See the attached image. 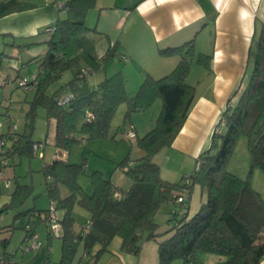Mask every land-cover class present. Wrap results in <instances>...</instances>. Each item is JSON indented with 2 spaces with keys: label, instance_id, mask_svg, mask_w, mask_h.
<instances>
[{
  "label": "trees",
  "instance_id": "16d2710c",
  "mask_svg": "<svg viewBox=\"0 0 264 264\" xmlns=\"http://www.w3.org/2000/svg\"><path fill=\"white\" fill-rule=\"evenodd\" d=\"M95 5L96 0H67L59 8L64 16L53 23L54 30L49 32L23 129L11 141L10 159L15 153H33L32 145L36 142L31 136L37 106L45 109L48 126L54 122L53 141L58 156L91 138L115 139L109 134L120 104L126 107L123 124L127 127L133 114L145 112L156 100L161 101V107L146 133L140 136L135 133L133 140L122 137L142 151L138 159L127 156L120 163L131 178L125 191L94 171L89 175L92 191L86 193L77 182L83 161L70 163L67 158L57 157L44 164L43 173L50 179L49 194L57 208L63 210L61 259L53 264L70 263L79 244L88 254L99 246L95 256L106 251L115 236L121 238L122 251L137 255L143 231H148L149 239L156 238L158 225L154 216L164 202L181 205L183 209L181 214L173 212L175 223L170 234L157 241V264H172L176 259L183 264L192 263L196 252L222 256L225 258L222 264H260L264 259V200L252 187L250 174L253 168L264 169V24L252 36L249 49L252 69L236 103L231 104V98L227 100L209 145L195 158L194 169L177 181H168L161 177L154 156L171 146L194 103L196 88L187 82L191 64L210 69L211 56L197 52L194 39H190L178 46L159 49L162 55H176L178 63L159 78L146 75L132 95L121 72L90 85L87 78L103 68L107 60L115 57L128 60L125 54L114 52L116 43L108 45L103 54H97L98 39L107 35L86 25L88 12ZM25 7L21 0L2 1L0 17ZM67 73L70 79L50 91ZM68 92L73 94L72 99L60 106L58 97ZM237 93L238 90L232 96ZM86 111L91 114L90 121L86 120ZM242 136L247 139L251 157V169L244 178L227 167ZM196 184L201 187L203 199L198 210L189 216V191ZM59 186L65 187L68 194L61 197ZM116 192L121 197H114ZM182 192L187 197L185 204L177 202ZM30 194L31 186L17 183L10 202L0 212L22 205ZM75 206L89 214L90 227L84 235L74 229ZM34 213V209H27L16 216L29 218Z\"/></svg>",
  "mask_w": 264,
  "mask_h": 264
},
{
  "label": "crops",
  "instance_id": "0c3cea01",
  "mask_svg": "<svg viewBox=\"0 0 264 264\" xmlns=\"http://www.w3.org/2000/svg\"><path fill=\"white\" fill-rule=\"evenodd\" d=\"M2 1L5 0H0V2ZM21 1L26 5L24 9L0 17V36H6L3 41L6 40L5 44L11 46L7 48V53L16 58V61H11L9 71L4 72L1 70L2 66L0 67V80L4 76L7 78L22 76L25 73L21 72V68L26 63L36 65L30 74L37 72L39 60L46 51V40L49 38H45V27L62 17L64 12L58 8L57 4L63 5L67 0H54V3H49L47 0ZM90 11L95 12V15L97 14L94 27L107 35V38L98 39L97 54H103L108 45L116 43L114 52L125 54L128 59L124 61L126 64L123 66L119 63L122 60L116 59V57L107 60L108 63L106 61L104 67L101 68L103 73L100 74V77L92 76L101 69L92 74L91 77L94 79L92 83L89 82L91 77L87 78L90 85H97L108 75L121 71L127 79V91L132 95L146 75L159 78L170 72L178 63L179 58L176 55H162L159 49L178 46L190 39H194L197 52L211 56L210 69L196 63L191 64L187 82L196 88L195 100L187 119L171 146L163 148L168 150L166 152H168V159L171 162V167L167 169L175 171L173 167L175 164H179L176 173L181 175L180 171L185 167L187 159H195L209 145L212 131L221 111L226 107L227 100L231 98V104H235L247 81L252 69V61L249 59L252 36L257 33L261 24H264V0H96L95 7ZM110 25L116 31L113 35L108 28ZM120 25L121 30L118 31ZM134 67L141 69L136 76L132 74L133 71L131 72L130 69ZM107 68L109 72H107ZM132 76L137 85L134 88L135 84L133 86L128 85ZM4 86L7 84L0 85V88L3 87L2 90L0 89L2 95L5 92ZM9 89L11 90L12 87ZM51 90H55L54 85ZM236 90L238 93L232 96ZM13 98L14 94L12 93L10 99ZM16 100L22 101L19 97ZM8 105L3 107L5 114L6 111L10 112ZM152 106L146 111H150L151 108L155 110L158 107L160 110L161 101L156 100ZM119 107L126 109L125 104H121ZM17 108L22 109L20 103ZM0 113H2L1 110ZM139 114L141 113L132 115L130 128L140 136L152 128L158 114L154 120L151 118L144 121L134 119L135 115ZM112 127L111 122L110 129ZM126 130L127 126H122L110 135L114 136L115 139L119 138L118 135L122 138V133ZM52 132L54 134V129ZM46 142L47 139L43 143ZM11 145V142L8 143V146L11 147ZM131 145L135 153L132 160L138 159L142 156V151L135 143H131ZM61 153L64 154L65 152ZM33 154L35 153L33 152ZM11 159L13 161L15 157L13 156ZM15 164L16 160L14 161ZM44 164L45 162L43 166ZM14 165H10L8 169H5L6 172L4 171L5 177L10 179V185L0 188V211L5 205H8L12 192L16 184L19 183V175ZM168 173L171 172L168 171ZM168 173L162 174L160 167L161 177L173 181L169 180L172 178H169ZM187 174V172H183L182 177L187 176ZM12 180L13 183H11ZM111 181L124 191L131 185V182L123 185L112 177ZM65 189L59 186L61 197L66 195ZM44 197L46 199L48 197L49 206L51 202L56 204V201L49 194L48 188ZM36 203L38 200H33L32 207L30 204L25 207L24 202L18 207L7 208L0 212V254L10 256L12 258L10 264H53L61 259L62 231L58 235L49 234L45 223L40 219L41 217L31 220V217L16 216L27 209H34L35 213H40L42 216L48 209H40L39 207L42 206H37ZM74 210L75 207L73 214ZM84 211L79 212L86 214L84 215V223H86L89 220V214ZM189 211L187 209L188 214ZM56 214L61 219L63 210L56 207ZM24 223L32 225L37 235L36 240L39 242V247L30 248L28 246L25 241ZM82 226L81 224L76 226L74 223V229L77 232ZM98 248L99 246H95L93 251L88 254L84 251L82 244H79L70 263L144 264L140 252L134 255L122 251L121 238L118 236L111 240L106 251L94 256ZM224 259V257L215 254L206 255L208 264H222ZM260 264H264V259L261 260Z\"/></svg>",
  "mask_w": 264,
  "mask_h": 264
},
{
  "label": "rangeland",
  "instance_id": "374dc122",
  "mask_svg": "<svg viewBox=\"0 0 264 264\" xmlns=\"http://www.w3.org/2000/svg\"><path fill=\"white\" fill-rule=\"evenodd\" d=\"M92 13V14H91ZM95 12H88V15L86 17V25L89 27H94L96 23V17L97 14H94ZM62 17L64 14L62 13ZM109 30L111 31V35L115 34V29L110 25ZM121 30V25L118 28V31ZM45 38L49 37V32H44ZM4 35L0 36V66H2L1 70L4 72L9 71L10 63L11 61H16V58L9 55L7 53V48L11 46H7L5 43L6 40L3 41ZM7 39V38H5ZM11 44V43H10ZM16 44H19L16 42ZM42 47V46H41ZM5 49V51H4ZM110 62V61H109ZM108 63V61L106 62ZM119 63L123 66L126 63L122 60L119 61ZM20 67H22V64H20ZM36 67L35 64L26 63L21 68V72L25 73L26 75L30 74V71H32ZM133 75L136 76L139 71V68H130ZM107 72H109L107 68ZM121 72V71H120ZM103 73V69L101 71L99 70L97 74H94L93 76L90 75V77H94L97 75V78L100 77V74ZM122 73V72H121ZM23 74V75H25ZM111 74V73H110ZM113 74V73H112ZM15 75V74H13ZM110 76V75H108ZM70 74H65L64 77L54 84V88H58L61 84L65 83L67 80L70 79ZM91 77L89 79V82L92 83L94 79ZM128 85L136 87V80L131 77ZM127 80V79H126ZM9 87H12L10 90ZM5 92L4 94H0V110L2 113H0V121L4 124L2 129H5V121H6V115L3 107L5 108L6 104H9L7 107L10 109L11 115L14 117L16 124L18 125V130L22 131V128L24 126L26 112L29 109V102L31 101L33 97V91L31 90H25L24 88L18 86L13 80L10 83H7V86H4ZM1 90L3 87L0 88ZM14 94V98L11 100L10 96L11 94ZM21 98L22 101L19 102L16 99ZM24 100L25 103H22ZM19 103L21 104V110L17 107L19 106ZM121 105V104H120ZM153 107V106H152ZM24 109V111H23ZM156 110V111H155ZM151 108L150 111L142 112L139 115H135L134 119L136 120H146V119H153L155 118L156 114L159 112V107L157 109ZM7 112V111H6ZM125 109L122 107H117V110L115 111V115L113 117V127L110 129V133L113 134V132L119 128L124 126L123 124V116H124ZM34 128L32 133V140H38L35 142H39V148L38 151L35 154H18L15 153L14 157L15 159L10 160L9 165H14V161L16 160V164L14 165L17 169V174L19 175V184L20 185H28L31 186V195L25 200V207L30 204V207L33 205V200H38L37 206L40 209H49V203H48V197L47 199L44 197L46 195V186L47 182H50L49 178H46L42 167L43 163H50L52 160V157L55 153H57V149L53 144V129H54V122H51V125L48 126L47 120L45 117V109L42 106H37L35 108V115H34ZM130 127H127V130ZM126 130V131H127ZM120 134V133H119ZM110 135V134H109ZM123 135V133H122ZM111 136V135H110ZM119 138L116 139H110V138H91L86 141V143H78L77 145L73 146V148L69 151H61L65 152L64 156L67 158V160L70 163H82L84 162L83 171L78 175L77 182L79 186L87 193H90L92 191V184L90 181L89 175L93 173L94 171L100 172L105 178H114L117 179L120 183L123 185L129 184L131 182V178L126 174L124 168H122V165L120 164L127 156L129 158L135 156L134 148L130 144L129 141L120 138V135H118ZM47 139L46 143H43ZM44 145V146H43ZM168 150H162L160 151L155 157L154 161L161 167L162 174H166L169 176V180L175 181L176 179L179 180L182 178V173H190L195 166V159L194 158H188L187 163L185 164V167L183 170L180 171L181 175H178L179 173H176V170L178 169L179 164H175L173 167V170H169L167 168L171 167L170 160L168 159ZM184 165V164H183ZM228 170L233 172L234 174L240 176V177H246L251 169V157L250 152L248 148L247 139L245 137H239L235 146L233 153L228 161ZM8 169V167H7ZM181 169V168H180ZM6 172V170H4ZM187 174V175H188ZM251 185L252 187L259 192L262 200H264V169L260 168H253L251 172ZM177 176V177H176ZM176 180V181H177ZM13 183V180L11 181ZM61 188L63 186H60ZM65 189V187H64ZM66 194H68V190H66ZM33 192V194H32ZM190 198L188 199V210L189 216L193 215L199 208L201 202H202V190L200 185L196 184L192 187V190L189 191ZM43 204L41 205L40 203ZM47 206V207H46ZM81 209V210H78ZM183 209L181 205H174L170 202H164L159 210L156 212L154 216V221L157 223L158 228L156 230V238L155 239H149L148 231H143L141 233L140 238V255L141 259L144 260V264H157V241L163 240L170 234V230L174 226L175 220L172 219L173 212L180 213L179 211ZM79 211H84L79 206H75L74 210V223H76V226L79 224L84 225V215L85 213H80ZM85 212V211H84ZM83 215V216H82ZM179 217V216H178ZM177 217V218H178ZM84 223V224H83ZM206 253L204 252H196L194 255V258L192 260V264H208L206 262ZM172 264H183L181 259H176ZM214 264V263H212Z\"/></svg>",
  "mask_w": 264,
  "mask_h": 264
},
{
  "label": "built area",
  "instance_id": "2783aa9c",
  "mask_svg": "<svg viewBox=\"0 0 264 264\" xmlns=\"http://www.w3.org/2000/svg\"><path fill=\"white\" fill-rule=\"evenodd\" d=\"M49 3H54V0H47ZM58 8L62 7V4H57ZM54 30V25L50 24L45 27L46 32H52ZM14 81L18 86L24 88L25 90H35L37 85V75L36 73H32L29 75H22L18 77L13 78H7V76L0 80V85L10 83L11 81ZM73 94L71 92L65 93L63 95H60L57 99V103L60 106H64L72 99ZM6 121H5V129H2L4 124L0 121V188L1 187H8L10 185V179L6 178L4 175V170L9 167L10 157H9V151L10 146H8V143L13 141L16 138V132L18 131V125L15 122L14 117L11 115L9 111L6 112ZM86 120H91V114L90 112H85ZM135 132L132 129H129L125 131L122 135L125 139L133 140L135 138ZM39 143L36 142L32 145L33 152L36 153L39 148ZM65 158L64 154L61 156H58L57 153L55 154L54 158ZM114 197H121L120 193H114ZM187 200L185 192H182L179 197L177 198V202L185 204V201ZM56 207L57 205L54 202L50 203L49 209L40 216V213H34L31 216L32 219H37L38 217H41L40 219L45 223L46 229L49 234L58 235V233L61 231V224L60 219L56 214ZM181 214L182 210L179 211ZM90 227V221L87 220L86 223L82 226L80 233L81 235H84L88 232ZM25 241L27 242L28 246L30 248H36L39 247V242L36 240L37 235L30 223L25 224ZM12 263V258L6 254H0V264H10ZM72 264V263H70ZM192 264V263H188Z\"/></svg>",
  "mask_w": 264,
  "mask_h": 264
}]
</instances>
